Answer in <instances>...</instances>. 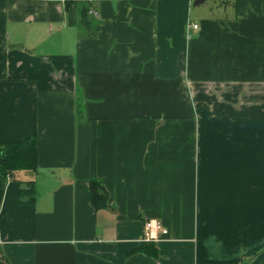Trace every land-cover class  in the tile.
I'll return each mask as SVG.
<instances>
[{"label": "crops", "instance_id": "1", "mask_svg": "<svg viewBox=\"0 0 264 264\" xmlns=\"http://www.w3.org/2000/svg\"><path fill=\"white\" fill-rule=\"evenodd\" d=\"M31 137L9 264H264V0H0V142Z\"/></svg>", "mask_w": 264, "mask_h": 264}, {"label": "trees", "instance_id": "2", "mask_svg": "<svg viewBox=\"0 0 264 264\" xmlns=\"http://www.w3.org/2000/svg\"><path fill=\"white\" fill-rule=\"evenodd\" d=\"M37 160V145L34 137L19 142H0V174L3 176L18 169L36 170ZM90 192L92 204L96 209L107 205L108 195L102 180L92 179ZM157 251L153 242L143 241L134 252L156 255ZM1 257L4 255L0 253ZM117 264L121 263L117 262Z\"/></svg>", "mask_w": 264, "mask_h": 264}, {"label": "built area", "instance_id": "3", "mask_svg": "<svg viewBox=\"0 0 264 264\" xmlns=\"http://www.w3.org/2000/svg\"><path fill=\"white\" fill-rule=\"evenodd\" d=\"M193 28H197L198 25L193 24ZM158 232L167 234L168 230L163 227L162 223L157 219H150L145 222V237L148 239H156ZM0 264H9L6 257L0 258Z\"/></svg>", "mask_w": 264, "mask_h": 264}]
</instances>
